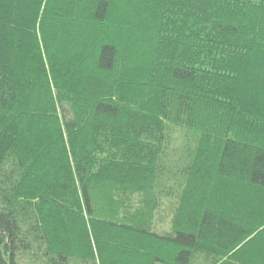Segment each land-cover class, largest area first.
<instances>
[{
	"label": "trees",
	"instance_id": "obj_1",
	"mask_svg": "<svg viewBox=\"0 0 264 264\" xmlns=\"http://www.w3.org/2000/svg\"><path fill=\"white\" fill-rule=\"evenodd\" d=\"M0 264H264V0H0Z\"/></svg>",
	"mask_w": 264,
	"mask_h": 264
}]
</instances>
